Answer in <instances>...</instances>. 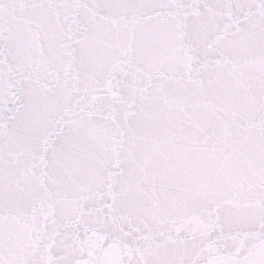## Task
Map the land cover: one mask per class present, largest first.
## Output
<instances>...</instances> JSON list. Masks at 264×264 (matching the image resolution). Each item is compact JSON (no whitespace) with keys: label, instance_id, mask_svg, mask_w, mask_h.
Returning a JSON list of instances; mask_svg holds the SVG:
<instances>
[{"label":"snow or ice","instance_id":"snow-or-ice-1","mask_svg":"<svg viewBox=\"0 0 264 264\" xmlns=\"http://www.w3.org/2000/svg\"><path fill=\"white\" fill-rule=\"evenodd\" d=\"M0 264H264V0H0Z\"/></svg>","mask_w":264,"mask_h":264}]
</instances>
